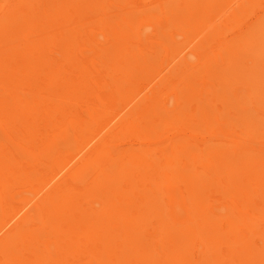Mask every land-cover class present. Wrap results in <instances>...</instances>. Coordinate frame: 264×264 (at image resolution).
Masks as SVG:
<instances>
[{"label": "bare ground", "instance_id": "6f19581e", "mask_svg": "<svg viewBox=\"0 0 264 264\" xmlns=\"http://www.w3.org/2000/svg\"><path fill=\"white\" fill-rule=\"evenodd\" d=\"M0 264H264V0H0Z\"/></svg>", "mask_w": 264, "mask_h": 264}, {"label": "rangeland", "instance_id": "374dc122", "mask_svg": "<svg viewBox=\"0 0 264 264\" xmlns=\"http://www.w3.org/2000/svg\"><path fill=\"white\" fill-rule=\"evenodd\" d=\"M254 15H255V12H254V13H250V14L247 16V18H248V19H249V18H252Z\"/></svg>", "mask_w": 264, "mask_h": 264}]
</instances>
